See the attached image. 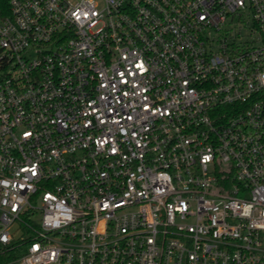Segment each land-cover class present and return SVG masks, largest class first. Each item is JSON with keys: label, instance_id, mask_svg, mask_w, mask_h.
<instances>
[{"label": "built area", "instance_id": "2783aa9c", "mask_svg": "<svg viewBox=\"0 0 264 264\" xmlns=\"http://www.w3.org/2000/svg\"><path fill=\"white\" fill-rule=\"evenodd\" d=\"M0 264H264V0H0Z\"/></svg>", "mask_w": 264, "mask_h": 264}]
</instances>
